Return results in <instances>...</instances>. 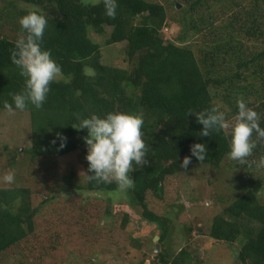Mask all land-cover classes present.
Returning <instances> with one entry per match:
<instances>
[{
	"label": "trees",
	"instance_id": "1",
	"mask_svg": "<svg viewBox=\"0 0 264 264\" xmlns=\"http://www.w3.org/2000/svg\"><path fill=\"white\" fill-rule=\"evenodd\" d=\"M21 1L29 6L18 9L13 0L6 3L11 8L0 5V109H5V100L12 102L10 93L24 87V77L10 52L20 35L18 18L26 12L36 10L46 16L42 47L51 50L61 73L50 84L42 107L29 104L24 110L29 116V146H4L10 152V166L17 163L14 173L23 159L30 163L29 173H35L48 157L77 148L85 151L82 137L87 131L75 128L80 118L110 111L139 114L148 163L133 165L134 187L123 193L125 203L153 223L163 241L171 218L152 211L146 193L160 196L164 179L177 174L180 161L191 156L190 145L205 143V159L192 157L188 166L200 163L218 168L227 159L224 174L233 175L227 180L226 203L212 217L208 234L213 240L240 242V264H264V200L253 190L261 182L255 178L258 167L252 163L264 155V142L258 141L247 163L238 164L227 155V129L200 136L203 126L195 115L187 114L188 109L203 112L215 106L234 122L236 102L242 98L258 112L264 127V0H179L183 3L181 33L174 40L160 34L166 11L158 1L118 0L114 18L104 14L102 0ZM215 7L217 12H213ZM6 20L14 25L13 36L1 28ZM93 35L104 36V45L123 43L126 64L100 60L101 45ZM83 165L84 190L106 197L120 194L115 183L89 181L86 160ZM65 178L68 184H62ZM63 181L56 186L58 191L75 187L69 176ZM53 196L52 190L33 206L30 187L0 186V261L32 232L38 210ZM110 215L107 210L104 216ZM186 251L181 248L168 259L161 251L155 256L158 264H189Z\"/></svg>",
	"mask_w": 264,
	"mask_h": 264
},
{
	"label": "rangeland",
	"instance_id": "2",
	"mask_svg": "<svg viewBox=\"0 0 264 264\" xmlns=\"http://www.w3.org/2000/svg\"><path fill=\"white\" fill-rule=\"evenodd\" d=\"M7 1L10 0H0V5ZM154 1L165 6L166 20L160 29L161 36L165 40L176 39L181 33L183 3L179 0ZM13 6L19 9L29 5L13 0ZM213 12H217L216 7ZM8 20L1 28L4 34L13 36L14 25ZM93 37L101 45L100 60L117 66L126 64L122 61L123 43L104 45V36ZM29 144L27 111L0 109V177L17 169L15 161L10 166V152L4 146L24 149ZM85 155L86 150L77 148L61 156L48 157L35 173H29L30 163L23 159L11 183L31 188L33 206L50 196L52 190L54 196L38 210L32 232L9 248L0 264H148L150 261L158 264L155 243H158L157 252L161 251L167 259L185 248L189 264H240L237 259L240 242L217 241L208 234L212 216L229 195L227 180L233 175L224 174L227 159L218 168L200 163L180 168L177 174L164 179V191L160 196L146 193L148 207L171 218L167 235L160 242L156 239L159 229L142 218L138 209L128 206L123 193L106 197L104 193L82 188ZM254 175L261 182L259 190L254 189L255 193L264 200V168H257ZM65 176H69V182L75 187L58 191L56 186ZM11 183L0 180V186ZM62 184H68L66 178ZM107 210L111 214L109 217L104 216Z\"/></svg>",
	"mask_w": 264,
	"mask_h": 264
},
{
	"label": "clouds",
	"instance_id": "3",
	"mask_svg": "<svg viewBox=\"0 0 264 264\" xmlns=\"http://www.w3.org/2000/svg\"><path fill=\"white\" fill-rule=\"evenodd\" d=\"M102 2L104 14L114 18L118 0ZM18 23L20 35L15 41V47L11 49L10 59L24 77V87L20 92L10 93L11 103L7 100L3 102V107L9 112L25 110L29 104L35 108L42 107L50 92V84L61 73V66L53 58L51 50L42 47L48 23L46 16L31 10L20 16ZM236 105L234 122H229L225 112L215 106L203 112L188 109L187 114L195 115L197 122L203 126L199 132L200 136H210V132L227 129V155L238 164H245L257 147L258 141L264 142V127H261L258 112L249 107L244 99L238 98ZM142 125L141 115L121 111H110L102 116L93 113L80 118L75 128L87 131V135L83 137L88 171L86 178L96 183H115L117 190L122 193L132 189L134 181L130 173L134 170L133 165L142 166L148 163ZM189 150L191 156H185L180 161L181 168L186 169L192 157L202 161L207 154L205 143H193ZM252 163L258 168H264V155ZM14 179L13 171H8L0 177L5 183H11ZM258 189L259 187L255 190ZM156 239L159 240V236ZM156 244L158 248V243ZM155 245L154 251L157 253Z\"/></svg>",
	"mask_w": 264,
	"mask_h": 264
},
{
	"label": "water",
	"instance_id": "4",
	"mask_svg": "<svg viewBox=\"0 0 264 264\" xmlns=\"http://www.w3.org/2000/svg\"><path fill=\"white\" fill-rule=\"evenodd\" d=\"M155 247L157 248V244L155 245Z\"/></svg>",
	"mask_w": 264,
	"mask_h": 264
}]
</instances>
